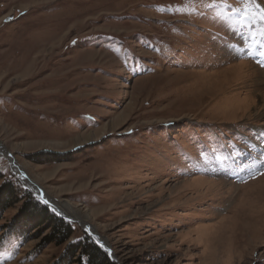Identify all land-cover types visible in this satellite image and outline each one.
Segmentation results:
<instances>
[{"label":"rangeland","instance_id":"rangeland-1","mask_svg":"<svg viewBox=\"0 0 264 264\" xmlns=\"http://www.w3.org/2000/svg\"><path fill=\"white\" fill-rule=\"evenodd\" d=\"M246 2L0 0V264L96 241L37 186L94 212L115 264H264V30ZM29 204L72 224L66 243L24 224Z\"/></svg>","mask_w":264,"mask_h":264},{"label":"trees","instance_id":"trees-1","mask_svg":"<svg viewBox=\"0 0 264 264\" xmlns=\"http://www.w3.org/2000/svg\"><path fill=\"white\" fill-rule=\"evenodd\" d=\"M5 206L9 207L10 205L6 202L4 203ZM23 213L26 217L24 219L25 223L23 222L25 225L30 221H36L41 222L51 230L45 238V243L55 242L62 245L73 233L72 224L66 219L49 212L46 206L39 207L37 204H29ZM16 224L13 225L17 226ZM60 264H115V262L105 248L101 247L92 238L84 236L77 242L67 245L66 253Z\"/></svg>","mask_w":264,"mask_h":264},{"label":"bare ground","instance_id":"bare-ground-1","mask_svg":"<svg viewBox=\"0 0 264 264\" xmlns=\"http://www.w3.org/2000/svg\"><path fill=\"white\" fill-rule=\"evenodd\" d=\"M245 66H246V64L245 63H237V64H235V65H233V66H231L230 68V71L229 72H225L226 74H231V75H237L239 78L241 77V74L243 73V72H245ZM229 69V68H228ZM255 71L256 72H259V73H261V75L262 76H264V72L262 71V70H260V69H257V68H255ZM258 74V73H257ZM230 75V76H231ZM243 76V75H242ZM264 81V80H263ZM256 85H258L259 87H261V86H263L264 84H263V82L261 83H259V82H256ZM259 93H260V105L262 106V107H264V89H261V91H259ZM263 96V97H262ZM253 101V100H252ZM101 130L102 129H99V130H97V131H95V134H98L99 132H101ZM92 131H86V132H84L83 133V135H81V136H77L78 138L77 139H75V140H79V139H82V138H85V139H88L92 134ZM6 148L4 147V145L0 142V152H3L4 150H5ZM11 158V157H10ZM11 161H12V163H14L15 164V159L14 158H12L11 159ZM14 164H13V167H14V169H15V171H19L18 170V167H15L14 166ZM194 180H196V181H198L199 183H208V184H212V185H217V182H215V181H213V180H209V181H207V180H205V179H203V178H195ZM184 182H187V181H184ZM31 185V186H30ZM36 185V184H35ZM29 186L30 187H32L33 186V184H29ZM34 187V186H33ZM38 188V189H37ZM37 188H36V191H37V193H39V194H41V192L43 193V196H44V199H47L48 201H49V203H50V205L51 206H53L57 211H59L61 214H63L64 216H66V217H69V219H71V220H80L84 225H86V226H88L90 229H92V231L95 233L96 232V230H95V228H94V226H92V224H90V223H88L89 221H87L86 219L87 218H89V217H91V214L93 215L94 214V212L93 213H86V215H84V217L83 216H81L80 214H81V212H80V210H78L75 206H73L71 203H69L68 201H63L62 200V202H63V204H58V202H56V201H54V199H48L45 195H46V192L44 191V189H42V188H39L38 186H37ZM49 197V196H48ZM51 200V201H50ZM54 201V203L52 204V202ZM53 208V209H54ZM254 233V232H253ZM260 235V234H259ZM101 240H103V238L101 237L100 238Z\"/></svg>","mask_w":264,"mask_h":264},{"label":"snow or ice","instance_id":"snow-or-ice-1","mask_svg":"<svg viewBox=\"0 0 264 264\" xmlns=\"http://www.w3.org/2000/svg\"><path fill=\"white\" fill-rule=\"evenodd\" d=\"M236 12L242 13L243 18L246 21L259 23L262 27V30H264V4H261L260 2H258V0H247L243 8L236 9ZM261 54L264 55V51H262ZM40 199H42L45 204L49 203L47 199H44L42 192ZM53 211H55V209H53ZM86 231L91 230L86 229ZM96 243L100 244L101 247H104L103 243H101V240L98 237L96 238ZM107 251L110 253L111 249H108Z\"/></svg>","mask_w":264,"mask_h":264},{"label":"water","instance_id":"water-1","mask_svg":"<svg viewBox=\"0 0 264 264\" xmlns=\"http://www.w3.org/2000/svg\"><path fill=\"white\" fill-rule=\"evenodd\" d=\"M50 204V203H49ZM66 217V216H65ZM67 218H69V217H67ZM71 220V219H70ZM73 221V220H72ZM88 227V226H87ZM89 228V227H88ZM90 229V228H89ZM91 230V229H90ZM96 238L98 237V234L95 232H92V230L90 231ZM101 240V239H100ZM101 243H103V245L106 247V242L105 241H103V240H101Z\"/></svg>","mask_w":264,"mask_h":264}]
</instances>
